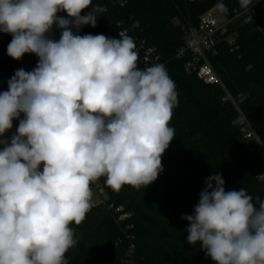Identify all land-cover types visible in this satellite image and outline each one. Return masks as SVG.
Segmentation results:
<instances>
[{
    "label": "clouds",
    "instance_id": "clouds-1",
    "mask_svg": "<svg viewBox=\"0 0 264 264\" xmlns=\"http://www.w3.org/2000/svg\"><path fill=\"white\" fill-rule=\"evenodd\" d=\"M92 4L0 0V32L12 36L7 54L39 58L0 93V264H68L77 244L71 225L93 207L91 185L104 177L116 192L146 188L175 138L178 94L166 67L140 69L136 44L123 32L116 39L72 31L96 26L104 9ZM239 4L249 9L253 0ZM216 7L228 12L223 0ZM54 24L58 41L46 35ZM224 185L222 174L206 178L194 214L182 216L188 243L199 242L214 264H264V200Z\"/></svg>",
    "mask_w": 264,
    "mask_h": 264
},
{
    "label": "trees",
    "instance_id": "trees-1",
    "mask_svg": "<svg viewBox=\"0 0 264 264\" xmlns=\"http://www.w3.org/2000/svg\"><path fill=\"white\" fill-rule=\"evenodd\" d=\"M125 1L121 7L110 0H93V7L107 8L97 15L96 26L83 25L72 31L119 39L120 22L140 25L143 38L158 49L176 86L178 104L170 121L175 138L162 157L163 171L146 188L125 185L116 192L104 177L97 180L107 201L92 208L81 224L71 225L77 244L65 258L68 264H214L199 242L188 243L189 222L182 216L194 214L206 178L218 173L225 181V191L244 188L253 202L257 197L264 200V20L257 17L249 24L237 20L233 28L239 36L238 49L221 45L211 60L258 142L245 138L238 124L240 113L232 103L224 102V90L188 75L185 61L176 57L185 47L187 27L199 24L206 5L189 0ZM223 3L229 11L241 8L239 0ZM11 40V34L0 32V93L8 90L16 70L32 71L39 60L32 53L12 59L7 54ZM23 118L21 114L13 120L4 139L10 141ZM111 206L124 207L130 216L120 221Z\"/></svg>",
    "mask_w": 264,
    "mask_h": 264
},
{
    "label": "built area",
    "instance_id": "built-area-1",
    "mask_svg": "<svg viewBox=\"0 0 264 264\" xmlns=\"http://www.w3.org/2000/svg\"><path fill=\"white\" fill-rule=\"evenodd\" d=\"M113 5L127 4L125 0H110ZM106 11V6L102 7ZM91 10V8H88ZM61 17L68 18L67 13L62 11ZM257 17L264 20V0H254L253 4L249 9H234L227 13L206 15L200 19L199 24L194 26H188L186 29L185 36V47L177 51L176 57L179 60L185 61V72L188 75H195L197 78L207 86H219L225 92L224 102H230L240 113L238 124L242 127V132L246 139L257 140L260 142L254 129L240 112L238 103L233 99L216 70L214 69L211 60L218 55L219 46L228 45L232 50L238 49L239 36L233 28L234 23L242 19L244 24H249L254 21ZM70 19V18H69ZM119 33L123 32L133 39L136 44V51L138 52V67L145 69L153 64H163L168 72L167 64L162 60L158 49L151 45L145 38H143V31L138 23L133 22H120L118 25ZM61 29L55 24L49 33L46 35L48 38L57 40L61 37ZM264 155V150H263ZM92 188V199L99 198L98 203H94L93 207L100 204H104L107 199L104 198L101 187L94 182L91 185ZM91 208V209H92ZM111 209L118 214L119 220L124 221L130 215L125 212L124 207L115 208L111 206Z\"/></svg>",
    "mask_w": 264,
    "mask_h": 264
},
{
    "label": "rangeland",
    "instance_id": "rangeland-1",
    "mask_svg": "<svg viewBox=\"0 0 264 264\" xmlns=\"http://www.w3.org/2000/svg\"><path fill=\"white\" fill-rule=\"evenodd\" d=\"M189 1L192 3H203L204 5H206L205 12L201 15L200 19L206 15H214V14L216 15L220 11L216 7L218 0H189ZM230 1H232L233 3H236L237 0H230ZM175 22L179 23V20L176 19ZM96 183L100 186V184L97 181H96ZM101 191L103 193L104 198L107 199V196H106L104 190L102 189ZM92 202L98 203L99 198L92 199Z\"/></svg>",
    "mask_w": 264,
    "mask_h": 264
}]
</instances>
